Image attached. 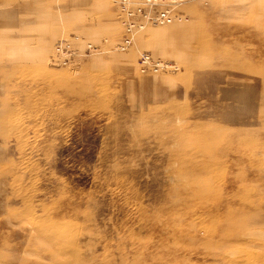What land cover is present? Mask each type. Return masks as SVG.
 Returning <instances> with one entry per match:
<instances>
[{
  "label": "rangeland",
  "instance_id": "obj_1",
  "mask_svg": "<svg viewBox=\"0 0 264 264\" xmlns=\"http://www.w3.org/2000/svg\"><path fill=\"white\" fill-rule=\"evenodd\" d=\"M178 4L0 0V264H264V0Z\"/></svg>",
  "mask_w": 264,
  "mask_h": 264
},
{
  "label": "built area",
  "instance_id": "obj_2",
  "mask_svg": "<svg viewBox=\"0 0 264 264\" xmlns=\"http://www.w3.org/2000/svg\"><path fill=\"white\" fill-rule=\"evenodd\" d=\"M119 11V17L123 28L121 42L118 48L121 50L129 47L133 42V35L136 31L148 25L167 24L176 18V8L180 0H114ZM65 40H60L54 45L53 53L50 56V63L65 65L73 57L74 49ZM96 47L91 43L87 44V51L91 53ZM144 63L152 62V67L166 70L171 66L169 62L154 59L150 55L141 57ZM153 59V60H152ZM141 61V60H140ZM141 67L145 65L140 62ZM172 67V66H171Z\"/></svg>",
  "mask_w": 264,
  "mask_h": 264
},
{
  "label": "crops",
  "instance_id": "obj_3",
  "mask_svg": "<svg viewBox=\"0 0 264 264\" xmlns=\"http://www.w3.org/2000/svg\"><path fill=\"white\" fill-rule=\"evenodd\" d=\"M73 9H74V11H73L74 15H76L77 13H79V11L77 9H75V8H73Z\"/></svg>",
  "mask_w": 264,
  "mask_h": 264
},
{
  "label": "bare ground",
  "instance_id": "obj_4",
  "mask_svg": "<svg viewBox=\"0 0 264 264\" xmlns=\"http://www.w3.org/2000/svg\"><path fill=\"white\" fill-rule=\"evenodd\" d=\"M164 25H166V24H164ZM138 31H139V30H138ZM136 32H137V31H136ZM136 32H135V33H136ZM135 33H134V34H135ZM133 36H134V35H133ZM120 42H121V41H120ZM120 42L118 43V45L120 44ZM118 45H117V46H118Z\"/></svg>",
  "mask_w": 264,
  "mask_h": 264
}]
</instances>
